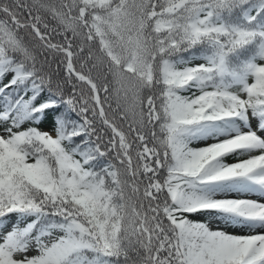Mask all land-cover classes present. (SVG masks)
I'll return each mask as SVG.
<instances>
[{"label": "snow or ice", "instance_id": "obj_1", "mask_svg": "<svg viewBox=\"0 0 264 264\" xmlns=\"http://www.w3.org/2000/svg\"><path fill=\"white\" fill-rule=\"evenodd\" d=\"M0 264H264V0H0Z\"/></svg>", "mask_w": 264, "mask_h": 264}, {"label": "rangeland", "instance_id": "obj_2", "mask_svg": "<svg viewBox=\"0 0 264 264\" xmlns=\"http://www.w3.org/2000/svg\"><path fill=\"white\" fill-rule=\"evenodd\" d=\"M211 141H209L210 143ZM198 146H203V142H201L200 144H197ZM227 162L229 163H234L236 161V158L235 157H227ZM230 196H235V194H230ZM241 198H248V199H260L258 196H254V195H250V196H246V197H241ZM194 219H197V220H200V221H204L206 218L203 217V216H197V217H194ZM213 226H215V222L213 224ZM230 231H232L233 229H229Z\"/></svg>", "mask_w": 264, "mask_h": 264}, {"label": "trees", "instance_id": "obj_3", "mask_svg": "<svg viewBox=\"0 0 264 264\" xmlns=\"http://www.w3.org/2000/svg\"><path fill=\"white\" fill-rule=\"evenodd\" d=\"M193 146H194V147H198V145H197V144H194ZM231 157H234V156H230V158H231Z\"/></svg>", "mask_w": 264, "mask_h": 264}]
</instances>
